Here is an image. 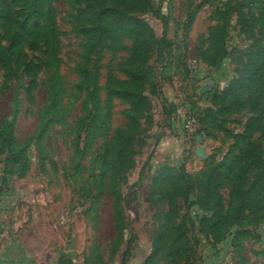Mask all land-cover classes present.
<instances>
[{"label": "rangeland", "instance_id": "1", "mask_svg": "<svg viewBox=\"0 0 264 264\" xmlns=\"http://www.w3.org/2000/svg\"><path fill=\"white\" fill-rule=\"evenodd\" d=\"M141 1L134 14L157 37L164 25L171 44L166 45L170 52H164V63L161 46L152 50L146 63L152 84L143 85L136 113L127 112L128 103L118 97L105 101L108 72L116 81L127 80L117 64L128 51L103 49L89 62L98 112L87 131L79 126L85 111V82L78 98L67 102L64 117L37 143L34 130L44 102L42 91L35 86L28 96L23 80L11 77L0 63V124L14 119L13 131L20 143H29L30 160L27 173L11 174L7 185L0 183V254L8 248L37 264H264V212L258 222L246 226L248 234L240 245L230 247L228 238L216 243L199 231L201 213L195 205L200 196L196 177L203 161L208 157L221 161L230 155L231 136L243 131L249 116L234 107L221 111L226 106L215 104L213 95L242 70L258 29L238 24L233 16L227 56L214 67L198 54L213 24L206 1L219 0ZM50 4L59 73L72 87L77 80L73 66L81 50L80 37L72 28L74 11L66 0H50ZM124 44L129 48L131 41L125 39ZM204 84L208 90L200 94ZM207 108L213 118L203 119L205 131L197 132L199 121L194 132L183 127L184 116L198 120ZM119 129L122 135H116ZM77 132L83 142L75 150ZM257 157L256 171H262L264 142ZM102 160L108 171L96 179ZM110 187L118 194L120 228ZM162 191L177 194L171 199ZM221 192L226 201V184Z\"/></svg>", "mask_w": 264, "mask_h": 264}, {"label": "trees", "instance_id": "2", "mask_svg": "<svg viewBox=\"0 0 264 264\" xmlns=\"http://www.w3.org/2000/svg\"><path fill=\"white\" fill-rule=\"evenodd\" d=\"M66 1L74 11L72 28L80 37L81 47L79 60L73 66L77 80L72 87L59 73L58 37L50 0H0V63L11 77L23 80L28 96L35 86L43 94L44 102L37 112L34 130L37 143L64 117L67 102L78 98L85 82V111L79 126L82 132L87 131L93 115L98 112L95 76L90 74L89 68L93 55L103 49L128 51L117 64L127 80L116 81L108 72L105 101L118 97L128 103L127 112H135L143 85L152 84L153 75L146 65L152 50L161 46V63L167 59L164 52H170L167 50L170 46L166 45L171 43L165 38L164 25L161 36L157 37L149 24L134 14L141 7V0ZM206 2L213 24L207 30L204 47L199 49L198 55L207 65L218 67L227 56V36L233 16L238 24H251L258 29V37L249 43L245 53L242 70L213 95L215 104L226 106L221 111L234 107L249 114L243 131L231 136L230 155L221 161L208 157L196 177L200 187V196L195 201L201 213L199 231L216 243L228 238L230 247H235L248 234L246 226L258 222L264 212V170L256 171L257 152L264 142V0ZM125 39L131 41L129 48L124 44ZM207 118H213L211 108L206 109L203 118H198L197 132L205 131L204 120L210 121ZM13 126V118L4 119L0 124V162L3 161L0 183L4 186L11 174L24 175L30 169L29 143L18 141ZM119 133L122 135L121 129L116 135ZM81 136V132L75 134V150L83 142ZM107 171V163L102 160L94 176L101 179ZM224 184L226 201L221 192ZM109 189L115 198L116 225L120 228L123 220L118 194L112 187ZM162 192L171 199L176 193ZM261 254L264 259V248Z\"/></svg>", "mask_w": 264, "mask_h": 264}, {"label": "crops", "instance_id": "3", "mask_svg": "<svg viewBox=\"0 0 264 264\" xmlns=\"http://www.w3.org/2000/svg\"><path fill=\"white\" fill-rule=\"evenodd\" d=\"M0 263L2 264H37L32 262L28 255L24 253L21 254H11L8 248H5L3 252L0 254Z\"/></svg>", "mask_w": 264, "mask_h": 264}, {"label": "built area", "instance_id": "4", "mask_svg": "<svg viewBox=\"0 0 264 264\" xmlns=\"http://www.w3.org/2000/svg\"><path fill=\"white\" fill-rule=\"evenodd\" d=\"M182 125L187 131L194 132L198 128L199 123L197 119L187 114L182 118Z\"/></svg>", "mask_w": 264, "mask_h": 264}, {"label": "water", "instance_id": "5", "mask_svg": "<svg viewBox=\"0 0 264 264\" xmlns=\"http://www.w3.org/2000/svg\"><path fill=\"white\" fill-rule=\"evenodd\" d=\"M207 90H208V86H207L206 84L201 85V86H200V89H199V93L201 94V93H203V92H206ZM197 139L200 140V136H197Z\"/></svg>", "mask_w": 264, "mask_h": 264}]
</instances>
